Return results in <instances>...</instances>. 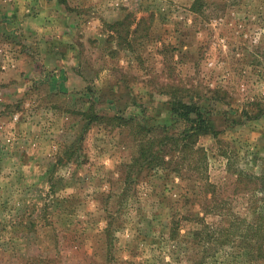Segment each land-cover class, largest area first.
Returning a JSON list of instances; mask_svg holds the SVG:
<instances>
[{"label": "rangeland", "instance_id": "obj_1", "mask_svg": "<svg viewBox=\"0 0 264 264\" xmlns=\"http://www.w3.org/2000/svg\"><path fill=\"white\" fill-rule=\"evenodd\" d=\"M192 1L0 0V264H264V0Z\"/></svg>", "mask_w": 264, "mask_h": 264}, {"label": "trees", "instance_id": "obj_2", "mask_svg": "<svg viewBox=\"0 0 264 264\" xmlns=\"http://www.w3.org/2000/svg\"><path fill=\"white\" fill-rule=\"evenodd\" d=\"M206 7H204L203 0H193L191 4V8L195 12H202L203 10H205ZM141 20L142 19L138 21L136 28L137 26H139ZM170 110L179 113L178 118L175 119L174 122L179 118H181V120L185 121L187 125L186 129L183 132L182 137L180 138L182 140H186V142H184L179 148L180 152L184 154L188 150V148H192L193 145L192 139L194 136H197L200 133L202 134L207 130L210 131L211 124L208 119V112L206 110H202V107L199 105H196L194 103L182 102V101H177L176 106L174 108L172 107ZM109 119L111 120L117 119L120 122L122 121V118L119 116L117 117L111 116ZM151 129H154V127L148 129L147 126H145L144 124H138L136 131L145 132L144 130H147V132H149L152 131ZM161 133H162L161 136L158 137H165V139H167L166 142H169V136H168L169 134L167 133V129L165 128L161 129ZM143 135L139 138L141 145L140 155H144V157L148 159L147 160L148 163H152L155 159L156 161L154 163V168L160 167L159 165H162L164 163V159L161 156H159L155 150H153L154 147L153 145L155 143H162V142H156L157 136H154L153 134H151V136L150 134H146L147 137L145 139L142 138ZM176 140H178V138H176ZM151 156L152 158H150ZM139 159H141V156L136 157L135 160H139ZM204 239L206 240V234L204 235ZM210 251L211 250L208 247H205L204 251L202 252L201 258L199 260H195L194 264L206 263V260L213 255V254L212 255L209 254Z\"/></svg>", "mask_w": 264, "mask_h": 264}]
</instances>
